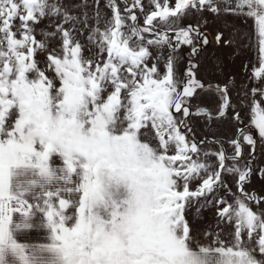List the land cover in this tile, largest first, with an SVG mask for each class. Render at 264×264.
I'll return each mask as SVG.
<instances>
[{
  "label": "snow or ice",
  "instance_id": "obj_1",
  "mask_svg": "<svg viewBox=\"0 0 264 264\" xmlns=\"http://www.w3.org/2000/svg\"><path fill=\"white\" fill-rule=\"evenodd\" d=\"M121 2L123 14L117 0H105L112 15L104 18L93 0L89 25L86 13L71 15L62 0H0V264H264V212L249 206L264 198L244 191L252 168L251 161L240 166L239 139L253 154L257 139L264 144V88L252 90L251 133L238 129L229 156L222 144L200 147L216 141L189 137L192 115L213 117L190 107L205 87L196 66L190 63L183 83L175 70L181 46L196 55L198 42L209 43L199 25L181 22L192 12H223L252 20L259 83L264 0H150L147 12L142 0ZM45 19L54 30L37 40L35 26ZM80 23L89 56L74 35ZM56 38L59 46L50 47ZM217 90L216 118H223L230 100L226 87ZM206 206L216 208L217 227L231 230L224 238L205 232L211 240L201 243L187 213ZM33 230L43 242L20 241Z\"/></svg>",
  "mask_w": 264,
  "mask_h": 264
},
{
  "label": "rangeland",
  "instance_id": "obj_2",
  "mask_svg": "<svg viewBox=\"0 0 264 264\" xmlns=\"http://www.w3.org/2000/svg\"><path fill=\"white\" fill-rule=\"evenodd\" d=\"M88 7L85 8L82 0H62L64 7L73 16L83 18L87 14L88 24L95 23V7L93 0H87ZM131 5L133 0H127ZM145 11H150L152 5L150 0H142ZM117 4L122 10L124 4L121 0H117ZM174 4V0H169V6ZM138 16V24L144 27V17L139 9H133ZM99 12L101 17L110 18L111 10L105 7V0H99ZM57 23L59 21H56ZM188 24L199 25V30L204 36L208 38L207 45L197 43L199 49L196 55L191 54V48L188 46H181L175 53L176 56V76L183 83L185 73L188 70L190 63L196 67L193 69L196 80L202 83L205 87L197 91L193 98L190 107L195 113L201 107L206 108V111L212 114L213 119L209 120L207 117L192 115L189 120V126L192 132L189 137L194 139L197 143L207 139L208 141H216V143H204L200 147L202 149L217 151L222 144L227 155H233L234 149L229 141L238 138V129H244L245 132L251 133L248 125L250 122V107L249 101L251 99V92L254 88H264V79L257 83L253 79V69L259 68L258 54L256 49L249 42L253 35L252 20H245L244 18L235 17L221 12L215 15L207 10L203 12H192L186 19L181 22V27ZM69 25H65L68 27ZM36 38L41 40L43 37L40 32H51L54 28L50 22L45 19L36 26ZM77 31L74 33L75 38L82 44L86 45L84 54L89 56L91 53L88 50L86 37L88 30L84 28L82 23L77 24ZM83 30V34H81ZM217 33L222 34V39L218 43L216 40ZM148 36L147 33H145ZM59 39L56 38L50 41V47H58ZM94 52L95 49L93 48ZM155 52V50L153 49ZM165 57L169 55V49L163 50ZM40 61H44L45 56L37 57ZM160 71H164L163 63L159 65ZM227 88V96L230 100V107L227 114L223 118H216L221 104L220 97L222 93L218 88ZM256 99L259 101L260 96L257 93ZM239 113L240 121L234 117ZM242 143V156L240 159V166L243 167L248 161H251L252 175L249 181L244 185V191L249 195L254 194L257 198H264V178H261V170L264 169V144L257 139L255 153H252V148L247 143L243 142V137H239ZM215 160V157L211 158ZM226 182L231 189V192L237 193L236 182L233 177L226 176ZM193 187H195L193 185ZM220 197H226L231 203L233 196L229 195L227 191L221 190L217 193ZM249 206L254 211L264 212V200H261L259 205L250 202ZM195 209L193 208L187 213V218L194 227L193 234L201 243H209L211 237L205 238L204 233L221 232V237L231 230L230 226L220 225L217 227L216 208L213 206L204 207L198 215H193Z\"/></svg>",
  "mask_w": 264,
  "mask_h": 264
},
{
  "label": "crops",
  "instance_id": "obj_3",
  "mask_svg": "<svg viewBox=\"0 0 264 264\" xmlns=\"http://www.w3.org/2000/svg\"><path fill=\"white\" fill-rule=\"evenodd\" d=\"M44 233L37 231H30L29 233L20 237V241L23 243H37L43 242Z\"/></svg>",
  "mask_w": 264,
  "mask_h": 264
},
{
  "label": "water",
  "instance_id": "obj_4",
  "mask_svg": "<svg viewBox=\"0 0 264 264\" xmlns=\"http://www.w3.org/2000/svg\"><path fill=\"white\" fill-rule=\"evenodd\" d=\"M201 109H202V110H206V108H204V107H201Z\"/></svg>",
  "mask_w": 264,
  "mask_h": 264
}]
</instances>
